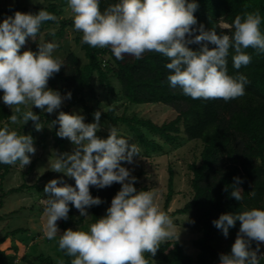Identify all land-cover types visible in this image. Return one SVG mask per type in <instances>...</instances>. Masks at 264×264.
<instances>
[{
    "label": "clouds",
    "instance_id": "clouds-1",
    "mask_svg": "<svg viewBox=\"0 0 264 264\" xmlns=\"http://www.w3.org/2000/svg\"><path fill=\"white\" fill-rule=\"evenodd\" d=\"M67 7L73 14L74 30L82 33L81 43L93 48L107 47L117 60L125 56L140 59L146 52L159 53L167 58L164 67L169 70V86L193 99L227 102L245 95L247 76L228 72L230 50L235 69L251 63L252 56L246 49L264 54V31L258 10L237 15L230 32L218 33L198 24L194 15L197 0H116L103 11L100 0H67ZM56 20V15L43 7L36 13L15 11L0 20V101L14 108L12 123L31 120L37 131L43 126L32 107L51 114L71 98V92L62 95L48 87L49 78L64 65L53 54L58 47L55 41H39L37 51L21 49L28 40H37L43 22ZM192 44L199 48L189 47ZM28 104L31 108L22 111L20 105ZM100 117L101 111L97 110L93 121L86 123L82 114L56 112L51 127L58 124L56 135L68 138L75 148L55 155L49 166L64 175L44 185L47 199L43 234L49 240L58 237V248L73 258L71 264H149L144 254L154 257L161 242L177 239L176 227L159 207L152 188L137 191L134 187L137 177L125 163L133 164L140 157L138 144L130 143L132 138L121 134L116 126L109 127L106 138L98 136ZM35 151L31 135L9 130L7 124L0 127V164L19 162L25 167L31 162L29 154ZM65 177L73 178L74 185L65 182ZM233 181L229 195L241 201L242 179L235 176ZM114 182L121 187L104 215L87 229L67 228L61 232L57 221L68 219L70 205L81 217H88L89 208L103 203L99 196L91 194L90 186L102 189ZM237 221L239 229L230 252L220 253L218 264H260L264 257L260 251L264 245V208L224 212L212 224L227 237ZM58 264H64L63 260Z\"/></svg>",
    "mask_w": 264,
    "mask_h": 264
},
{
    "label": "trees",
    "instance_id": "trees-1",
    "mask_svg": "<svg viewBox=\"0 0 264 264\" xmlns=\"http://www.w3.org/2000/svg\"><path fill=\"white\" fill-rule=\"evenodd\" d=\"M115 2L116 0H100L101 11ZM197 4L198 8L194 15L198 24H203L206 30L216 29L218 33L230 32L232 22L237 15L243 16L246 12L258 10L262 17L260 27L264 31V0H197ZM39 9L41 7L37 6L32 9L23 8V11L36 13ZM45 9L54 13L57 20L43 22L38 37L53 26H58V32L54 33L57 36L63 35L68 26H73L72 20H60L61 10L56 4L50 3ZM18 10V8L0 10V20ZM221 23H226L230 27L224 29ZM81 36L82 33L76 37V43L83 53L84 61L77 52H69L62 60L64 65L60 71L48 81V86L58 90L62 95L71 92V98L64 100L67 103L66 107L59 111L67 113L75 107L82 106L88 115L86 123L92 122L94 111L87 105L85 95L94 91L95 79L114 94L111 81L115 79L121 88L122 96L128 102L135 105L164 104L174 109L177 116L161 125L136 116L117 117L108 113H101L100 120L106 118L115 124L127 126L138 136L140 143L147 150H160L162 147L155 140L147 138L143 133L145 129L159 136L166 144L178 143L181 134L191 141L202 143L200 163L194 162L189 166L192 172V198L183 208L172 214L187 216L186 228L199 234L194 240L198 253L195 257L186 254L183 244L171 238L161 242L154 257L145 253L149 264L153 262L155 264H218L221 252L215 240L221 231L212 224V220L224 212H238L253 207L264 208V54H257L251 48L246 49L252 56L251 63L235 69L232 67L230 50L228 72L230 75L239 72L247 76L245 95L227 102L222 99L202 100L185 96L179 88L169 86L167 82L169 70L164 67L167 58L161 54L146 52L140 59L125 56L123 60H117L107 47L93 48L81 43ZM189 47L195 50L199 45L192 44ZM35 113L40 116V122L44 124L41 133L43 140L56 114L50 116L36 107ZM11 114L9 107L0 101V127L11 121ZM32 125L33 122L29 120L22 127L23 133L18 134L30 135ZM52 126L55 144L63 153L64 138L56 135L59 125ZM97 135L106 138L108 134L98 130ZM13 165L0 164V182L4 181ZM135 176L137 180L134 182V187L137 191L145 190L144 186L139 185L140 173ZM235 176L242 179L239 185L243 189L241 201H236L229 195L230 185L234 182ZM226 186L228 191H225ZM120 187L121 185L116 182L102 189L90 186L91 194L99 196L103 203L88 209L91 214L89 224L105 214L106 208L110 206L111 199ZM38 188L43 190L44 186ZM252 191L255 192L254 196L250 195ZM173 196L174 174L170 170L164 207L166 213ZM75 209L70 205L68 219L57 221L61 231L83 223L82 217L75 218ZM239 224L240 222L237 221L236 225L229 229V232L234 234L233 242ZM18 231L21 230L15 232ZM7 237L8 235L0 239V246ZM255 245L256 242L253 241L252 247L255 248ZM14 250L18 251L17 248ZM261 251L264 252V245ZM62 254L65 258L64 264H71L73 258L65 255L63 251ZM23 259L27 258L23 257ZM15 261V256L8 257L6 251L0 248V262L15 264ZM27 261L29 264H56L51 257L44 255L38 256L35 261L29 259ZM260 264H264V257L260 260Z\"/></svg>",
    "mask_w": 264,
    "mask_h": 264
},
{
    "label": "rangeland",
    "instance_id": "rangeland-1",
    "mask_svg": "<svg viewBox=\"0 0 264 264\" xmlns=\"http://www.w3.org/2000/svg\"><path fill=\"white\" fill-rule=\"evenodd\" d=\"M50 3L56 4L58 9L61 10L60 20H72L73 14L67 7V0H34V2L33 0H0V10L18 8V11L25 12L23 8L32 9L37 6L46 8ZM221 26L224 29L230 27L226 23H221ZM53 32H58V26H53L39 37L37 36L36 41L29 40L21 51L26 48L37 51L39 41L53 40L58 44V47L54 50V56L63 60L69 52L75 51L84 61L83 53L76 43V37L81 32L74 30L73 26H68L61 36L53 35ZM111 82L114 94L110 93L106 86L101 85L95 79L93 82L94 91L85 95L87 105L94 112L99 110L101 113H108L117 117L123 115L127 117L136 116L149 119L158 125L169 122L177 116L174 109L164 104L135 105L128 102L122 96L118 82L115 79H112ZM66 105L67 103L63 101L60 109L65 108ZM20 107L23 111L30 109L31 105H20ZM9 109L14 111V108L12 110L9 107ZM60 109L51 114L44 113L54 116ZM32 111L35 112V106L32 107ZM73 112L82 114L86 122L88 115L82 106L75 107L67 113L71 114ZM16 114L20 115L19 113ZM100 123L101 127L99 130L101 132L108 134L109 127L116 126L121 130V134L132 138L129 141L130 143L136 142L138 144L141 158L136 157L133 164L125 163V166L133 169L132 175L140 173L139 185L144 186L145 190L152 188L155 192L156 202L163 211L168 193L170 170H172L174 174V196L168 207L167 214L173 219L178 235V238H173V240L180 241L184 246L185 253L195 257L198 250L194 246V240L198 238L199 234L186 228V215L172 214L183 208L192 198V172L189 166L194 162L200 163L201 161V141H191L184 134H181V139L178 143L174 145L166 144L159 136L145 129L143 133H145L147 138L155 140L162 147L160 150H147L140 143L138 136L127 126L119 123L115 124L106 118L100 120ZM25 124L22 122L12 123L11 121L7 123L9 130H15L18 133H23L22 127ZM41 124L43 127L39 131L35 129L34 124L30 126L31 132L29 133L34 138V146L36 148L34 154H29L31 155V162L25 167L19 163L14 164L4 181L0 182V239L8 235L0 248L6 251L8 257H16L15 264H29L27 259L35 261L40 255L51 257L56 264L60 260H63V262L65 260L62 250L58 248L56 242L58 237L49 240L43 234V225L46 221L44 208L47 194L38 187H43L48 180L64 174L57 173L49 168L51 162L55 159V155H59L62 152L55 144L52 135L53 126L49 125L47 136L43 139L44 141L42 140L41 133L44 124L42 122ZM64 141L65 152H72L75 145L68 138H64ZM65 182L74 185L73 178L65 177ZM74 214L76 219L81 218L77 209H75ZM82 218L84 219L83 223L72 226L73 230L87 229L91 214ZM16 230L21 231L15 232ZM233 238L234 234L231 232H229L227 237L220 232L215 240L218 250L221 253L230 252ZM15 248L18 249L17 252H15ZM23 257L27 259L24 260ZM0 264L4 263L0 262ZM152 264H155V262Z\"/></svg>",
    "mask_w": 264,
    "mask_h": 264
},
{
    "label": "built area",
    "instance_id": "built-area-1",
    "mask_svg": "<svg viewBox=\"0 0 264 264\" xmlns=\"http://www.w3.org/2000/svg\"><path fill=\"white\" fill-rule=\"evenodd\" d=\"M255 247H256V245H255ZM261 247H262V245H261ZM260 251H261V248H260ZM261 252H263V251H261ZM262 258H263V257H262ZM262 258H261V259H262Z\"/></svg>",
    "mask_w": 264,
    "mask_h": 264
}]
</instances>
